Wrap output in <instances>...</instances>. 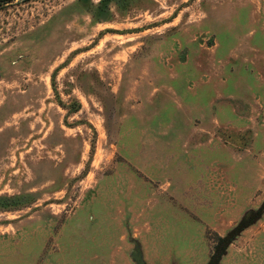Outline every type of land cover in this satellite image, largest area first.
Listing matches in <instances>:
<instances>
[{"label":"rangeland","instance_id":"1","mask_svg":"<svg viewBox=\"0 0 264 264\" xmlns=\"http://www.w3.org/2000/svg\"><path fill=\"white\" fill-rule=\"evenodd\" d=\"M264 264V0L0 12V264Z\"/></svg>","mask_w":264,"mask_h":264},{"label":"trees","instance_id":"2","mask_svg":"<svg viewBox=\"0 0 264 264\" xmlns=\"http://www.w3.org/2000/svg\"><path fill=\"white\" fill-rule=\"evenodd\" d=\"M32 0H0V12L20 2H28Z\"/></svg>","mask_w":264,"mask_h":264},{"label":"water","instance_id":"3","mask_svg":"<svg viewBox=\"0 0 264 264\" xmlns=\"http://www.w3.org/2000/svg\"><path fill=\"white\" fill-rule=\"evenodd\" d=\"M215 261H216V260H214L213 263H211V264H215Z\"/></svg>","mask_w":264,"mask_h":264}]
</instances>
